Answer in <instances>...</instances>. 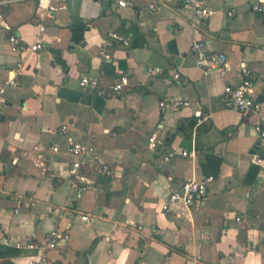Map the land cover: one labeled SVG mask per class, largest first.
I'll list each match as a JSON object with an SVG mask.
<instances>
[{
    "label": "crops",
    "instance_id": "obj_1",
    "mask_svg": "<svg viewBox=\"0 0 264 264\" xmlns=\"http://www.w3.org/2000/svg\"><path fill=\"white\" fill-rule=\"evenodd\" d=\"M251 1L206 0L216 9L206 19L175 3L56 1L37 51L36 0L0 3L2 76L17 75L0 114V264H32L38 253L27 244L54 228L69 239L47 251L49 264H264V14ZM114 31L130 45L106 47ZM12 34L26 50L10 48ZM196 40L227 54L225 75L196 64ZM150 65L179 71L182 84L149 74ZM83 74L104 87L128 82L98 95L81 86ZM247 77L260 109L227 107L225 86ZM181 99L190 103L171 110ZM198 109L209 114L202 123ZM69 137L91 149L81 172L94 183L82 196L72 184ZM170 148L192 154L164 159ZM102 163L111 175L100 174ZM207 175L215 180L200 205L163 208L185 180Z\"/></svg>",
    "mask_w": 264,
    "mask_h": 264
},
{
    "label": "built area",
    "instance_id": "obj_2",
    "mask_svg": "<svg viewBox=\"0 0 264 264\" xmlns=\"http://www.w3.org/2000/svg\"><path fill=\"white\" fill-rule=\"evenodd\" d=\"M12 0H0V3L10 2ZM66 2L67 0H36L37 9L43 18V22L39 25V33L35 41L30 45V50L37 51L43 46L44 36L43 32L45 30L44 20L45 18H52L57 6L54 2ZM118 7H126L130 4V0H113ZM180 4L184 8L191 10L195 16L199 18H208L212 16L216 9L210 7L206 0H148V6L151 9H156L160 5L164 4ZM253 11L264 14V0H253L250 3ZM236 13L234 8L227 11L229 16ZM10 48L14 51L26 50L27 47L22 41L21 37L12 34L8 38ZM130 37L127 34L120 32H111L109 39L105 42V46H112L115 43H120L124 46L130 45ZM192 52L196 58V64L203 68L205 73L217 72L221 75H225L229 69L228 66V56L224 52H213L208 50L207 44L203 40H196L191 46ZM104 55H108L106 49L104 50ZM3 66L0 62V114L3 111L4 106L7 103L6 91L9 87L17 83V75H8L6 77L2 76ZM147 72L153 75H163L164 81L168 85L182 84V76L179 71H173L168 75H164L163 68L156 65H150L147 67ZM127 78L123 77L121 80L116 81L113 85L109 87H104L100 84V80L97 76H91L88 74H83L80 76V84L83 87L91 88L98 95H109L112 93L122 91L126 84ZM253 81L251 78L247 77L242 80L241 83L236 85H226L224 88L223 101L225 105L229 108L236 109L240 112H247L251 109L258 111L260 109V104L256 102L252 97ZM189 100H173L168 105L171 110L177 111L183 106L189 104ZM162 106L167 105L165 101L161 102ZM197 123H202L209 118V114L201 109H198L194 113ZM260 128V124L257 126ZM67 127L63 126L61 128V133H66ZM261 135L264 137V130L261 129ZM150 146L155 148L157 146L156 134H153L149 138ZM56 148V146H54ZM90 147L79 140H74L69 137V151L72 156V173H73V186L76 188L77 196H82V194L93 185L94 181L91 177L83 174L81 168L83 161L90 152ZM192 153L188 149L182 148L180 150L168 149L165 154H162L164 159H170L177 155L190 156ZM257 160L261 159L257 157ZM113 168L109 163H102L100 168V174L111 175ZM215 180L214 175H207L202 179H187L181 186L173 190L169 196L166 198L163 208L169 210L173 204H180L185 208H193L200 205L207 194L209 189ZM76 217L91 222L92 217L89 215L78 214ZM69 234L65 231H60L58 228L51 230L45 238L41 241L32 240L27 244V247L37 250L38 258L32 264H49L47 258V251L54 247L65 246L68 242ZM2 242L8 243L9 238L3 237ZM193 264H197L194 262Z\"/></svg>",
    "mask_w": 264,
    "mask_h": 264
}]
</instances>
